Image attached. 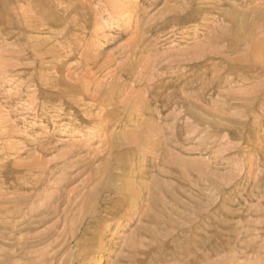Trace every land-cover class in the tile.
Instances as JSON below:
<instances>
[{
	"label": "rangeland",
	"instance_id": "rangeland-1",
	"mask_svg": "<svg viewBox=\"0 0 264 264\" xmlns=\"http://www.w3.org/2000/svg\"><path fill=\"white\" fill-rule=\"evenodd\" d=\"M0 264H264V0H0Z\"/></svg>",
	"mask_w": 264,
	"mask_h": 264
},
{
	"label": "bare ground",
	"instance_id": "bare-ground-1",
	"mask_svg": "<svg viewBox=\"0 0 264 264\" xmlns=\"http://www.w3.org/2000/svg\"><path fill=\"white\" fill-rule=\"evenodd\" d=\"M125 18H127V16H125ZM110 99V98H109ZM256 116V115H255ZM125 166V165H124ZM104 172L102 171V174H103ZM107 173V172H106ZM99 175V174H98ZM102 178H104V176H102ZM120 185V184H119ZM131 188V187H130ZM135 189V188H134ZM125 190V189H124ZM149 191V190H148ZM130 192H132V190H128V193L129 194H131ZM126 193H127V191H126ZM127 195V194H126ZM132 195V194H131ZM137 196V195H136ZM150 196V195H149ZM135 197V196H134ZM93 198V197H92ZM128 199V198H127ZM135 200V199H134ZM138 202V201H137ZM80 209V208H79ZM100 215V214H99ZM96 216V215H95ZM105 216V215H104ZM100 220V219H99Z\"/></svg>",
	"mask_w": 264,
	"mask_h": 264
}]
</instances>
